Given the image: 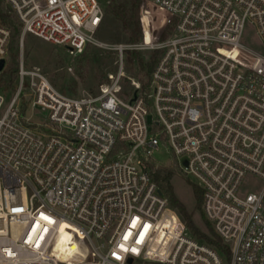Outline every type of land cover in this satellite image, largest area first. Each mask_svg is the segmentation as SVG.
Wrapping results in <instances>:
<instances>
[{"label": "built area", "instance_id": "2783aa9c", "mask_svg": "<svg viewBox=\"0 0 264 264\" xmlns=\"http://www.w3.org/2000/svg\"><path fill=\"white\" fill-rule=\"evenodd\" d=\"M3 1L21 48L30 35L75 58L107 49L117 71L73 98L22 59L10 100L0 92V264H264V0H138L142 34L148 6L169 31L118 46L98 39L110 2ZM10 44L0 18V64ZM142 51L160 53L148 91L123 97L126 55ZM160 147L226 251L170 209L151 174Z\"/></svg>", "mask_w": 264, "mask_h": 264}, {"label": "rangeland", "instance_id": "374dc122", "mask_svg": "<svg viewBox=\"0 0 264 264\" xmlns=\"http://www.w3.org/2000/svg\"><path fill=\"white\" fill-rule=\"evenodd\" d=\"M130 1L131 0H101V2L104 3L110 2L116 4H127L130 3ZM4 6L7 10H10L6 4H4ZM108 7L106 8L101 32L98 35L99 41L107 46L135 44L128 43V37L123 32L121 24L107 14ZM166 24L167 21L164 12L148 6L146 32L142 34L143 37L141 40L136 43L156 40L158 34L164 36V34L169 31L167 27H165ZM20 29L22 34L21 26ZM254 41L260 42L256 35L254 25H249L247 42L251 44ZM262 48H264V46ZM134 53H138L142 57L144 63H150L154 55V53L143 51L129 52L126 55L124 64L125 77L122 80L121 92L123 97H127L133 93L135 88L133 84H139L144 92L148 91V88L144 89V86L150 83L151 75L147 77V74L142 72L138 64L139 61L134 57ZM22 59L24 60L25 69L27 71L40 69L49 78L53 86L73 98L86 95H97L100 91V87L108 83L109 76L115 74L117 71V58L116 54L112 51L90 47L83 59L75 58L64 48L51 45L30 35L24 38L23 48H21L20 38L18 52L19 66ZM1 78L2 74L0 73V81ZM10 98L11 96L6 97V100L9 101ZM153 158L157 165L152 167L151 172L153 174L160 173L162 177L171 174L170 184L173 187L174 195L185 207L186 214L192 218L194 226L200 233L209 238H213L211 233L213 228L205 218L202 207L197 208L196 206L193 191V187L196 186V181L193 178H186L181 173L176 160H174L172 155L164 147H160L159 150L154 153ZM171 210L184 224L179 213L176 210ZM139 264L152 263L139 262ZM225 264H229L228 261H226Z\"/></svg>", "mask_w": 264, "mask_h": 264}, {"label": "trees", "instance_id": "16d2710c", "mask_svg": "<svg viewBox=\"0 0 264 264\" xmlns=\"http://www.w3.org/2000/svg\"><path fill=\"white\" fill-rule=\"evenodd\" d=\"M4 4V1L0 0V18L2 23L11 32V44L9 48L10 61L9 63H7L4 71L1 73L2 78L0 81V92L6 97H10L15 92L17 84V74L19 70L18 52L21 38V29L17 18L14 16L11 10H7L5 8ZM139 9L140 2L138 0H131L130 3L127 4L111 3L108 7L107 14L121 24L123 32L128 37V43H136L143 37L139 23ZM87 50L78 58L83 59L87 54ZM134 57L139 61L138 64L139 67H141L142 72H145L147 74V77H149L160 58V53H154L152 61L150 63H144L142 57L138 53H134ZM147 88H149V83L147 86H144V89ZM151 174L154 181L158 185H160L161 190L168 198L171 209L176 210L179 213L184 221L185 227L187 228L189 233L192 234L193 238L200 243L207 244L213 247L220 253L226 251L225 247L222 244V241L216 237L213 230L211 231L213 238H209L208 236L200 233L194 226L192 218L186 214L185 207L178 201V199L174 195L173 187L170 184L171 174H167L163 177L160 173ZM193 191L196 206L197 208H200L202 207L203 203V191L197 186L193 187Z\"/></svg>", "mask_w": 264, "mask_h": 264}, {"label": "water", "instance_id": "95a60500", "mask_svg": "<svg viewBox=\"0 0 264 264\" xmlns=\"http://www.w3.org/2000/svg\"><path fill=\"white\" fill-rule=\"evenodd\" d=\"M5 66H6V62L5 61H2L1 64H0V73H2L4 71ZM129 263L131 264L132 261H130Z\"/></svg>", "mask_w": 264, "mask_h": 264}, {"label": "snow or ice", "instance_id": "6c2138e0", "mask_svg": "<svg viewBox=\"0 0 264 264\" xmlns=\"http://www.w3.org/2000/svg\"><path fill=\"white\" fill-rule=\"evenodd\" d=\"M43 219H45V220H49V222H53V221H51L50 220V218L49 217H47V216H44V217H42ZM135 226V223H133V227ZM125 239H127V235L125 236Z\"/></svg>", "mask_w": 264, "mask_h": 264}]
</instances>
